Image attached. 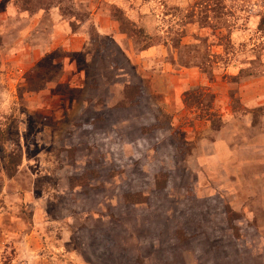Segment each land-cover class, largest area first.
<instances>
[{"label":"rangeland","instance_id":"374dc122","mask_svg":"<svg viewBox=\"0 0 264 264\" xmlns=\"http://www.w3.org/2000/svg\"><path fill=\"white\" fill-rule=\"evenodd\" d=\"M0 264H264V0H0Z\"/></svg>","mask_w":264,"mask_h":264},{"label":"trees","instance_id":"16d2710c","mask_svg":"<svg viewBox=\"0 0 264 264\" xmlns=\"http://www.w3.org/2000/svg\"><path fill=\"white\" fill-rule=\"evenodd\" d=\"M128 88V86H126ZM125 99H128L130 95L125 92ZM130 99V98H129ZM128 102H131L128 101ZM20 153L18 151H10L8 154L5 155L4 157V164H5V170L7 173H9V176H11L15 170V167L19 164L20 162Z\"/></svg>","mask_w":264,"mask_h":264}]
</instances>
